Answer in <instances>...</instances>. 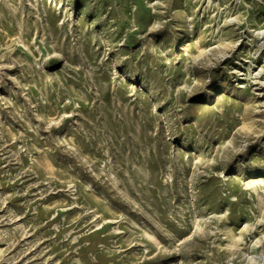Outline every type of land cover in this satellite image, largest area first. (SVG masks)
Returning a JSON list of instances; mask_svg holds the SVG:
<instances>
[{
    "label": "rangeland",
    "instance_id": "obj_1",
    "mask_svg": "<svg viewBox=\"0 0 264 264\" xmlns=\"http://www.w3.org/2000/svg\"><path fill=\"white\" fill-rule=\"evenodd\" d=\"M0 264H264V0H0Z\"/></svg>",
    "mask_w": 264,
    "mask_h": 264
}]
</instances>
